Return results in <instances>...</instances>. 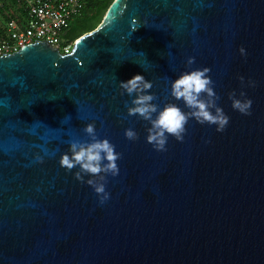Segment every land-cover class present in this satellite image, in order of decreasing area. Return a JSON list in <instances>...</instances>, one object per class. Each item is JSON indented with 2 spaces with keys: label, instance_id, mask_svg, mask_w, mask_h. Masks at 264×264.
Masks as SVG:
<instances>
[{
  "label": "water",
  "instance_id": "obj_1",
  "mask_svg": "<svg viewBox=\"0 0 264 264\" xmlns=\"http://www.w3.org/2000/svg\"><path fill=\"white\" fill-rule=\"evenodd\" d=\"M203 68L229 124L190 119L155 151L119 82L141 75L158 109L187 112L170 82ZM241 91L251 115L231 108ZM89 123L121 154L103 205L58 163ZM0 264H264V0H113L68 53L43 40L2 54Z\"/></svg>",
  "mask_w": 264,
  "mask_h": 264
},
{
  "label": "clouds",
  "instance_id": "obj_2",
  "mask_svg": "<svg viewBox=\"0 0 264 264\" xmlns=\"http://www.w3.org/2000/svg\"><path fill=\"white\" fill-rule=\"evenodd\" d=\"M138 27H133L134 32ZM241 56H246L243 47L238 49ZM195 62L194 57H189L186 66L190 67ZM209 68L195 69L188 72H181L174 81L170 82L169 95L182 101L187 112L182 111L173 103H167L162 109L153 103L157 99L155 94H147L152 89L151 81H146L141 75H136L126 82H119L118 87L121 95L135 97L131 100V106L125 102L127 116H137L147 122L150 127L146 129V143L151 145L157 152L166 151L168 137H173L177 142H183L186 132L185 126L190 119L200 125H215L216 132H223L229 124V117L223 109L217 106L219 96L213 90V81L208 75ZM168 79L167 77L165 78ZM241 85L244 84V78L239 77ZM249 87H254L252 81L248 82ZM245 93H239L240 98L236 97L235 92L228 94L231 101V108L241 115H251L250 109L252 100L245 98ZM155 114V116H154ZM83 133L88 137L86 141L70 139L68 150L61 155L59 166L66 171L74 168L79 170L74 173V179L81 183H86L97 195L98 203L103 205L109 198V193L105 190L107 183L106 176L116 177L119 175L117 161L121 159V154L115 151V145L108 139H100L96 133L94 123L87 124ZM124 137L129 141L138 139V134L128 128L124 131ZM36 163H43L42 156H35ZM84 176L91 177L84 180Z\"/></svg>",
  "mask_w": 264,
  "mask_h": 264
},
{
  "label": "built area",
  "instance_id": "obj_3",
  "mask_svg": "<svg viewBox=\"0 0 264 264\" xmlns=\"http://www.w3.org/2000/svg\"><path fill=\"white\" fill-rule=\"evenodd\" d=\"M86 0H18L20 19L8 18L0 31V56L16 52L35 41L46 40L61 53H68L69 43L62 41V34L69 21L78 16ZM4 4L0 0V9Z\"/></svg>",
  "mask_w": 264,
  "mask_h": 264
},
{
  "label": "trees",
  "instance_id": "obj_4",
  "mask_svg": "<svg viewBox=\"0 0 264 264\" xmlns=\"http://www.w3.org/2000/svg\"><path fill=\"white\" fill-rule=\"evenodd\" d=\"M113 0H86L83 11L76 17L72 24L62 34L64 43H73L80 35L93 30L102 20V17ZM4 6L0 9V31L8 18L20 19L18 0H2ZM15 7L16 12L12 11ZM17 7V9H16Z\"/></svg>",
  "mask_w": 264,
  "mask_h": 264
},
{
  "label": "rangeland",
  "instance_id": "obj_5",
  "mask_svg": "<svg viewBox=\"0 0 264 264\" xmlns=\"http://www.w3.org/2000/svg\"><path fill=\"white\" fill-rule=\"evenodd\" d=\"M16 9H17V7H16ZM12 11H13L14 13L16 12L15 7L12 8ZM74 19H75V18H73V19H71V20L69 21V24H70V25L72 24V22L74 21ZM70 46H71V43H70ZM71 47H72V46H71Z\"/></svg>",
  "mask_w": 264,
  "mask_h": 264
}]
</instances>
